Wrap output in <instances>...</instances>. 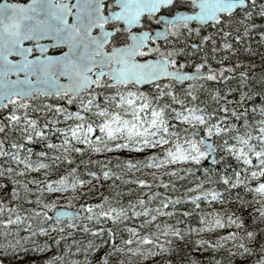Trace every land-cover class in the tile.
Wrapping results in <instances>:
<instances>
[{"label":"snow or ice","instance_id":"snow-or-ice-1","mask_svg":"<svg viewBox=\"0 0 264 264\" xmlns=\"http://www.w3.org/2000/svg\"><path fill=\"white\" fill-rule=\"evenodd\" d=\"M257 19L264 0H0V157L8 165L0 166V250L23 251V241L43 254L63 237H37L63 234L67 221L104 243L88 239L72 252L66 242L64 254L79 259L58 252L42 264H123L113 258L120 253L170 264L180 243L201 255L176 264H264V55L259 65L241 55L255 57L253 42L264 49ZM208 81L223 83L222 92ZM49 128L59 143L46 142ZM34 139L36 160L26 148ZM118 150L130 154L116 163L85 158ZM205 158L211 169L199 167ZM37 170L42 179L25 178ZM101 180L111 181L110 194L88 202ZM178 181L191 185L183 198ZM129 184L143 190L133 198L121 187Z\"/></svg>","mask_w":264,"mask_h":264},{"label":"trees","instance_id":"trees-1","mask_svg":"<svg viewBox=\"0 0 264 264\" xmlns=\"http://www.w3.org/2000/svg\"><path fill=\"white\" fill-rule=\"evenodd\" d=\"M262 22H264V21H261V20L257 19V23H262ZM252 51L254 53H256L255 57L252 55V53H242L241 55L243 56V58L246 61H253L254 60L255 63L257 65H259V57L261 55H264V49H262L260 47H257L256 43L253 42ZM221 55H223V53L218 54L217 55V59H220ZM229 62L230 61H228V60H224L223 61V63L225 65H227ZM231 62H233V63L235 62V57H233ZM209 63L212 65L213 68L219 67V65H217V64H215L214 62L211 61V56L210 55H209ZM249 66H251V63H249ZM183 87H184L183 84H176L175 85V88H176L177 91H179ZM204 87L205 88L213 87V88H216V89H220L221 92H222L224 84L220 83V82H217V81H208V82H205ZM150 89H151V85H147V86H144V87L141 88V90L145 91V92L150 91ZM200 98L202 100L204 99L203 93H201ZM227 98L231 99L232 96L230 95ZM66 107L69 109V111H75L76 110L75 104L66 105ZM58 126H63V125L60 124ZM48 132H49V136L47 137L46 142L47 143H59V140H58L59 134L58 133H52L50 128L48 129ZM96 132L98 134V130H96ZM26 148L31 149V151L33 153L31 159L32 160H36L37 157L35 156V153L37 151L41 150V144H40L39 140L38 139H34L33 142H27L26 143ZM5 151H9L10 152V151H14V150L9 148V147H7V145L5 143ZM19 151H20L21 157H23L26 154L24 149H21ZM129 154L130 153L128 152V150H118V151H114V152H111V153L90 154L89 157H85V158H90V159H94V160H103V161H105V163H109L108 158L112 157L111 163H116L118 160L126 159L129 156ZM146 154H147V151L142 152V153H140L137 156V158L138 159H142L143 156L146 155ZM217 158L219 159V156ZM6 159L7 158H5V157H0V166H3V167H7L8 166L7 164L4 163V161ZM76 163H77V165H80V160L77 159ZM231 163L233 165L235 164L234 161H231ZM13 167H16V166L14 165ZM84 167H85L84 165H80L81 172L83 171ZM88 167H91V166H88ZM199 167L200 168H209V169H211V164H209L208 161H207V158H205L203 161H201V164L199 165ZM217 167H219V166H217ZM60 170L63 171L62 168ZM143 171L144 172H150V171H155V170L154 169H144ZM31 173H32V175L30 177H35L36 179H38L37 175H35L33 172H31ZM157 175H159V172H157ZM196 175H202V174L199 172V170H197L196 171ZM128 177H132V178H137L138 177V178H144V179L151 180L150 176L142 175L141 172H136L135 174L130 173V172L126 173L125 174V178H128ZM25 178H27V177H25ZM49 178H53V177L50 176ZM82 178L88 179L86 176H83ZM161 179H168V178L167 177H162ZM93 183H95V181H93ZM110 183H111V181L101 180L100 185L97 186L99 194H97V192H93L91 194V200H89L88 202H90V203H99V200L101 199L102 195L110 194V190L108 189V184H110ZM117 183H120V182L117 181ZM177 184H178V190L174 194L179 196V197H181V198H183L182 188L183 187H191V185L187 181H178ZM29 187H32V186L30 185ZM87 187L91 188L92 184H88ZM121 187H122V190H123L124 187L132 188L133 189V193H132V197L133 198L136 195L139 194V191L143 190V189H137L136 186L132 185V184H129L127 186H123L122 185ZM205 187H207V185H205ZM8 191H9V194H10L11 193V186H9ZM152 191H163V189H159V188L153 187ZM168 194H173L171 188L168 189ZM3 195L4 194L2 192H0V196H3ZM40 195L43 196V197L45 196L44 193H41ZM240 195H244L245 199H249V200L251 199L250 195H245L242 191L240 192ZM128 198L129 197L127 195H125L124 199L122 200V203H126ZM61 203H62V201H61ZM78 206H79V202H77V208H78ZM177 207L180 208L183 211V210L189 209L191 207V205L188 204L187 202H185L182 205H177ZM225 207H227L228 209H232L234 207V205L231 204V203L229 205H227V206L218 205V204H212V208H216V209L225 208ZM201 208H204L203 202H201ZM205 210H208V209H205ZM245 211L250 213L251 209L249 208V209H246ZM4 215H5V218H6L7 214L5 213ZM161 219H164V218H161ZM168 222L175 223L174 220L168 221ZM83 223H84V221L81 220V224H83ZM110 223L111 222H109V224ZM185 223H188V221L185 220ZM66 224H67V222H65V225H64L65 226V232L63 234L55 233V232H49V236L48 237H37V240L39 242L41 240L48 241L50 238L54 237L55 235H62L63 238L60 241H58L56 244H49L48 245V251L47 252L42 254V253H40L38 251H33L29 243H24L22 241L21 243H22V246H23V251H16V250H14L12 248L0 250V264H42V260L43 259H46L49 256H54L58 252L61 255L65 256V260L74 259L75 258L74 256H70V255H65L64 254L63 249H64V246H65V243L67 242V244L70 247V251H71V248H72L71 246L76 245L77 243L80 244V245L86 244L88 239H93V238L91 236H87V234H85V233L67 229L66 228ZM97 226H99V227H108V225H106V224H104L102 222L100 224H98ZM23 227H24V225L21 224L20 230L18 232H16L15 234L18 235V236L25 235V233L23 231ZM45 227L47 229V225H45ZM223 231H227V229H225ZM125 236H126V234H125ZM195 238L196 237H192V239H195ZM199 238L208 239L209 238V234L202 233V234H200ZM7 239L11 241L12 238L8 237ZM213 239H214V237H213ZM2 242L3 241L0 240V243H2ZM93 242L94 243H99V244L102 245L104 243V239H103V237H99L98 236L95 239H93ZM113 243H118V241H113ZM179 246H180V249H182V251H180L179 253H177L176 251H173L171 253L170 264H176L177 260L178 259H183L185 255H193V256H196V257H199L201 255L200 252H194V253L190 252V249L192 248L191 244L180 243ZM101 254H103V253H101ZM134 257L135 258L137 257V259H134ZM113 258L115 260H118V261L122 260L123 264H157V262L160 260L159 257H155V258L149 257L147 260H141L139 255L131 256L129 253L114 254ZM208 258H209L208 253H204V259L207 260ZM216 258L217 259H221L222 257L221 256H217ZM75 259H79V258H75ZM225 264H227V261H225Z\"/></svg>","mask_w":264,"mask_h":264},{"label":"rangeland","instance_id":"rangeland-1","mask_svg":"<svg viewBox=\"0 0 264 264\" xmlns=\"http://www.w3.org/2000/svg\"><path fill=\"white\" fill-rule=\"evenodd\" d=\"M14 165H12V167H13ZM35 175H37V178L38 179H42V177L39 175V170H37L36 172H33ZM32 175V173H26L25 174V177H30ZM19 179V178H18ZM45 194V196L44 197H47V193H44ZM72 248H71V251L72 252H74V250H75V245H73V246H71ZM81 255H82V253H81ZM75 258H80L79 256H74ZM134 259H137V257L135 258L134 257Z\"/></svg>","mask_w":264,"mask_h":264},{"label":"flooded vegetation","instance_id":"flooded-vegetation-1","mask_svg":"<svg viewBox=\"0 0 264 264\" xmlns=\"http://www.w3.org/2000/svg\"><path fill=\"white\" fill-rule=\"evenodd\" d=\"M13 2H26V0H13ZM192 26L195 27V22H192ZM135 30V29H134ZM210 30V29H209ZM192 42H197L193 40ZM161 44H163V41H160ZM11 58V57H10ZM186 71H191V68H186Z\"/></svg>","mask_w":264,"mask_h":264},{"label":"water","instance_id":"water-1","mask_svg":"<svg viewBox=\"0 0 264 264\" xmlns=\"http://www.w3.org/2000/svg\"><path fill=\"white\" fill-rule=\"evenodd\" d=\"M15 77L14 76H12V77H10V79H14ZM144 86H146V85H144ZM143 87V86H142ZM208 163L209 164H211V161L208 159ZM78 209V208H77ZM66 210H71V211H75L76 209H66ZM50 215H55V210L52 212V213H50Z\"/></svg>","mask_w":264,"mask_h":264}]
</instances>
